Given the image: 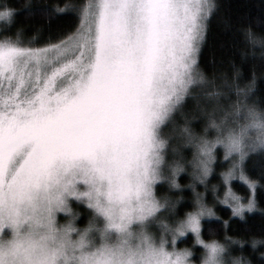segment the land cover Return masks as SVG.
Segmentation results:
<instances>
[{"label":"snow or ice","instance_id":"obj_1","mask_svg":"<svg viewBox=\"0 0 264 264\" xmlns=\"http://www.w3.org/2000/svg\"><path fill=\"white\" fill-rule=\"evenodd\" d=\"M217 8L213 0H83L66 34L49 24L27 39L18 29L0 41V235L9 234L5 228L15 234L0 246V264H175L165 247L170 225L187 212L181 226L199 232L197 212L207 207L205 191L176 176L203 166L215 142L193 139L187 121L200 125L213 97L214 108L240 109L234 74L231 81L219 74L220 100L215 71L209 78L197 60ZM3 9L12 21L15 10ZM62 11L39 4L26 15L51 21ZM245 160L236 162L237 173H221L222 196L212 185L214 201L242 220L264 213ZM237 175L253 193L246 202L229 186ZM162 185L168 191L159 192ZM185 187L192 206L181 212L182 198L170 192ZM68 197L102 218L99 235L73 237L74 229L57 221ZM161 213L170 220H159Z\"/></svg>","mask_w":264,"mask_h":264},{"label":"trees","instance_id":"obj_2","mask_svg":"<svg viewBox=\"0 0 264 264\" xmlns=\"http://www.w3.org/2000/svg\"><path fill=\"white\" fill-rule=\"evenodd\" d=\"M83 0H0V8L9 7L15 10V15L10 24L0 22V41L5 38L14 39L19 29V34L23 39L32 36L38 26L48 28L49 24L53 30H59L66 34L72 30L78 22L73 9L79 7ZM218 6L217 11L210 17L206 31V42L202 44L201 51L197 55L198 63L203 72L211 78L215 71L216 78L219 80L221 72L231 76L234 66L242 69L241 80H247L255 74L257 84L252 98L261 106H264V49L253 48L247 40L248 29L257 36L264 37V0H213ZM46 4L49 8H62L64 11L57 13L56 18L51 21L42 15L28 16L26 12L30 6ZM44 40H40L38 46H42ZM235 97H233L234 99ZM193 107L191 101L185 106V111H190ZM182 118L177 116V121ZM200 125H197L199 127ZM190 155V153H189ZM228 166V162L217 152L215 171L208 180V187L205 190L199 187L198 190L205 191L206 202L214 207L215 212L220 217L206 218L203 221V235L209 237L214 235L224 239L226 236L237 237L245 241L252 237H264V213L259 210L247 213L246 219L233 217L229 207L216 203L212 192V185L218 187V194L223 195V178L221 173ZM246 175L258 182L254 194L247 185L241 180H231L230 187L237 194L245 198L253 194L257 203V209L264 208V152L250 154L244 162ZM181 184H187L188 176H179ZM168 191L167 185H162L159 192ZM172 196H181L178 209L183 212L191 208L192 192L190 188H183L180 192H170ZM73 207L80 211V216L76 223L82 225L90 216L92 210L87 208L81 201L74 202ZM62 222L65 217L58 216ZM170 220V217H167ZM228 220L227 226L223 221ZM101 222V221H99ZM192 240L190 232L177 241V246L189 243ZM264 247L251 248L246 242L242 248L233 246L232 252H243L251 258L252 264H264V257L260 253ZM197 254L199 247L196 248ZM194 259L198 258L196 255Z\"/></svg>","mask_w":264,"mask_h":264},{"label":"clouds","instance_id":"obj_3","mask_svg":"<svg viewBox=\"0 0 264 264\" xmlns=\"http://www.w3.org/2000/svg\"><path fill=\"white\" fill-rule=\"evenodd\" d=\"M3 13L4 9L0 8V22L10 24V17ZM246 35L247 40L253 48L260 47L264 49V37L257 36L253 33L249 34L248 32ZM233 74L232 96H239V111H236L234 104L231 107L225 104L223 107L214 108L212 105L216 98L213 97L208 99L206 110L203 113L202 123L199 127L195 125L194 121H187L189 132L193 139L206 138L210 142H215L211 153L208 154L206 163L203 166H186L188 171L181 172L176 176L178 182H180L179 176L186 174L188 181H191L197 189L199 187H208V180L215 171L217 149L222 152L225 161L228 162V166L223 171L225 174L237 173L239 167L236 162L242 163L250 154L264 152V106L259 105L252 98L257 84V77L252 75L247 80L242 81V69L238 66H234L231 76L227 75L230 81L233 80ZM216 84L217 88L221 89L219 99L223 100V86L220 83V78L216 81ZM206 87L210 88L211 84H207ZM236 89H240L241 91L237 93ZM213 122L219 126V129L214 127ZM184 123L183 118L181 121H177V132L181 133V135H183L181 125ZM217 136H219L218 140H216ZM156 183H164V181H156ZM182 189L172 188L171 192H180ZM160 200L163 205L161 211H163L167 207V203L165 202L166 198L161 197ZM205 203L207 207L204 212H197L201 223L199 232H194L186 224L181 226V221L187 220V212L178 218L174 224L170 225L171 232L168 234L165 247L171 254V259L175 261V264H252L250 257L246 256L243 252L234 253L232 252V248L233 246L242 248L246 242L251 248L264 247V237H252L248 241L237 237L224 239L217 238L214 235H210L207 238L204 237L203 221L206 218H213L209 214V210L212 213L215 212L212 205H209L207 202ZM67 208V211L59 212L64 213L66 216V219L61 222L62 225L65 227L71 226L74 229L69 235L73 236L72 234L75 233L76 236L79 233H83L85 238L99 235V232L103 229V223L98 222L95 217H88L84 224L79 225L76 221L81 214L80 211L74 209L69 203ZM189 232L192 234V240L189 243L177 246V241L185 237ZM14 238L15 234L9 229L7 236L0 235V246L7 247L8 242ZM197 246L199 247L198 254L196 252ZM194 255L198 258L193 259ZM260 255L264 257V251Z\"/></svg>","mask_w":264,"mask_h":264},{"label":"rangeland","instance_id":"obj_4","mask_svg":"<svg viewBox=\"0 0 264 264\" xmlns=\"http://www.w3.org/2000/svg\"><path fill=\"white\" fill-rule=\"evenodd\" d=\"M220 152V156L224 159V157H223V154H222V152L221 151H219ZM225 160V159H224ZM233 180H239V178H238V175H237V178H235V179H233ZM78 187H83V185H81V184H79L78 183ZM223 188H225V186L223 185ZM68 199V203L73 207V203L74 202H79V201H77L74 197H68L67 198ZM82 202V201H81ZM83 203V202H82ZM84 204V203H83ZM74 208V207H73ZM75 209V208H74ZM59 215H62V216H64L65 217V219H66V216H65V214L64 213H62V212H59V211H57V213H56V217H57V221L58 222H61L59 219H58V216ZM167 217L169 218V216H168V214H166V213H161V215H160V217H159V220H161V221H168L167 220ZM64 219V220H65ZM63 220V221H64ZM98 222L99 221H101L100 223H102V218H99L98 217ZM62 221V222H63ZM152 231L158 236L159 235V232H160V225L159 224H157V223H154L153 224V226H152ZM5 233L6 234H8L9 233V229H7V228H5ZM190 234H191V232H190ZM73 236H75V233H73L72 234ZM194 259V258H193Z\"/></svg>","mask_w":264,"mask_h":264}]
</instances>
